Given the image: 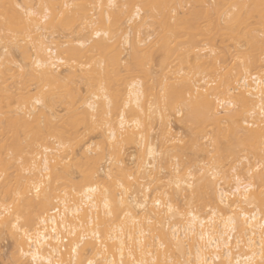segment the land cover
Wrapping results in <instances>:
<instances>
[{
    "label": "bare ground",
    "instance_id": "bare-ground-1",
    "mask_svg": "<svg viewBox=\"0 0 264 264\" xmlns=\"http://www.w3.org/2000/svg\"><path fill=\"white\" fill-rule=\"evenodd\" d=\"M33 2L0 0L13 261L264 264V0Z\"/></svg>",
    "mask_w": 264,
    "mask_h": 264
},
{
    "label": "rangeland",
    "instance_id": "rangeland-1",
    "mask_svg": "<svg viewBox=\"0 0 264 264\" xmlns=\"http://www.w3.org/2000/svg\"><path fill=\"white\" fill-rule=\"evenodd\" d=\"M32 1L36 2L37 0H32ZM35 2H33V3H35ZM0 46H2V44ZM220 108L223 109L222 107H220ZM173 128H174V130L176 132H179L180 134H184L185 133V130L182 127V125L179 122H177V121L173 122ZM152 137H153L154 141L156 142L157 140H156V136H155V131L153 132ZM131 152L135 153V150H131ZM0 168H1V166H0ZM10 168L12 169V167H10ZM11 169H9L10 172H11ZM14 170H16V168ZM16 171H15V174L18 173V171L17 172ZM0 174H1V171H0ZM12 174H14V172H11V175ZM12 177H13V175H12ZM131 182H132V180H131ZM7 237L8 236H5V235L4 236H0V264H16L15 260L13 261L14 258L10 257V255H11L10 249L12 250V246H11L12 243L8 240L9 237H8V239H7ZM63 237H67L69 241L71 240L70 237H68L64 232H63Z\"/></svg>",
    "mask_w": 264,
    "mask_h": 264
},
{
    "label": "snow or ice",
    "instance_id": "snow-or-ice-1",
    "mask_svg": "<svg viewBox=\"0 0 264 264\" xmlns=\"http://www.w3.org/2000/svg\"><path fill=\"white\" fill-rule=\"evenodd\" d=\"M17 7H20V5H17ZM47 8V6H45V9ZM137 12H139V8H137ZM28 15L29 16H32V15H36V13L35 12H28ZM47 15H45L44 16V19L45 20H47ZM97 35H99V33H97ZM40 65L39 64H37V67H39ZM54 66V65H53ZM105 99H107V97H105ZM35 103L36 104H40L41 103V101L39 100V99H37L36 101H35ZM218 103H219V101H218ZM89 107H92V105L91 104H89ZM121 120L123 121V117H121ZM121 128H123V123H121ZM37 191H39V189H37ZM13 227H16V225H13ZM35 258V257H34ZM89 264H92V261H89Z\"/></svg>",
    "mask_w": 264,
    "mask_h": 264
}]
</instances>
